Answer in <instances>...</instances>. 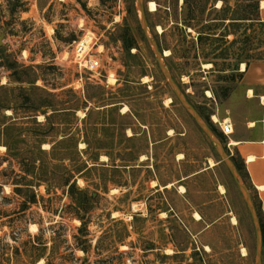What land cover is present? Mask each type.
<instances>
[{
    "label": "rangeland",
    "instance_id": "374dc122",
    "mask_svg": "<svg viewBox=\"0 0 264 264\" xmlns=\"http://www.w3.org/2000/svg\"><path fill=\"white\" fill-rule=\"evenodd\" d=\"M186 1L194 0H141L148 35L161 45L163 64L182 97L219 135L214 115L234 123L245 117L244 106L234 113L226 107L231 94L241 92V83L219 70L258 57L264 61V36L256 22L230 24L254 0H208L195 7V29L182 24ZM134 5L136 14L129 13V0H0V264H47L30 258L37 257L40 245L48 247V254L59 247L49 264H256V230L244 196L217 147L164 77L146 40L138 0ZM207 25L217 30L216 37L237 39L230 52L240 55L238 60L216 58L229 43L191 50L190 43ZM125 26L136 48L127 50L121 40ZM183 37L188 44L179 48ZM84 38L90 41L89 57L103 62V77L80 70L75 62L77 43ZM220 74L226 80L219 81ZM79 100L88 107L75 111L77 124H67L73 119L69 107ZM41 102L57 106L55 121L65 123L50 131L43 150L67 140L66 131L72 129L81 134L80 151L99 154L98 171L87 175L88 182L77 181L93 195L100 186L88 227V256L75 247L81 222L72 216L62 190L48 194L45 186L35 187L38 204L25 211L27 196L15 192L23 173L19 162L9 158L4 133L18 130L26 137L29 131L45 130L34 119L45 125L42 112L50 116L55 107L36 113L33 107ZM219 141L232 161L238 157L228 148V138ZM242 181L256 206L250 183ZM109 214L120 223H110ZM127 228L124 244L104 237L96 250L106 231L125 237ZM262 254L264 264L263 244Z\"/></svg>",
    "mask_w": 264,
    "mask_h": 264
},
{
    "label": "trees",
    "instance_id": "16d2710c",
    "mask_svg": "<svg viewBox=\"0 0 264 264\" xmlns=\"http://www.w3.org/2000/svg\"><path fill=\"white\" fill-rule=\"evenodd\" d=\"M255 3L248 7L245 12L243 10V14L240 17L234 16L233 19H230L231 26H234V24H237V22H251V24L255 23L259 25L260 29L262 30L263 36H264V23L260 22L259 19V0H254ZM130 2V8L129 13L130 14H136V9L134 5V0H129ZM102 4L106 3V0H101ZM208 0H194L193 2L186 1V5L188 7V16L186 19L182 21V24L186 28L195 29L196 27L193 25L197 18H198V11L195 9L197 6H202L204 4H207ZM196 5V6H195ZM226 8H223L221 10V13H224ZM201 12H204L202 10ZM228 18L221 19L223 21H227ZM175 29L179 30V27L177 26ZM206 32H199V36L197 37L196 41L193 40L191 45V50L196 51V48L198 45L202 47L207 46H213L216 44H222L227 48V44L229 49L223 50L218 57L223 60H227L230 57L239 59L240 55H237L235 53L230 52L231 47H233L237 43V39L232 42L227 41V34H223L222 36L216 37L217 30L213 27V25H207L204 27ZM235 35V33H233ZM121 40L126 45L127 50L136 48V42L133 38L132 32L129 29V27L125 26L123 29V33L120 35ZM185 44H188L187 38L183 37L182 40L179 41L178 46L179 48H183ZM264 44V43H263ZM160 48L161 45L159 44ZM220 47V46H219ZM162 49V48H161ZM221 49V47H220ZM170 50V49H166ZM219 50V49H216ZM210 53L205 55V59L208 58ZM197 59V54L195 53L194 57ZM256 60L261 61L262 59L260 57L256 58ZM240 63H247L239 61L233 69H227L222 68V70H219L220 73L229 72L231 74V81L233 83L241 78V74L237 73L238 67ZM198 65V63H197ZM213 65L216 67L217 64L213 63ZM11 70L14 69L13 65H10L9 67ZM222 76L219 77V81L226 80L227 77L226 74H220ZM47 107L53 108L55 105H53L51 102L49 104L45 102H41L36 107H33L36 113L40 111V109ZM88 107L87 103H84V101L79 100L77 103H73L69 109L73 113V119L66 122L67 124L75 125L79 122V119L75 115V111H78L80 109H86ZM11 107H3V109L9 110ZM12 110V109H10ZM60 110L57 109V106L53 110V114L48 116L46 111L42 112V115H44L46 119V124L43 125L41 123L37 122V118H35L34 122L39 124L41 127H45V130H39V131H29L28 135L26 137H23L22 133L18 130H15L13 132H8L7 134L4 133V139L5 143L4 145L7 147L9 158L15 159L19 162L23 177L21 180L17 181L15 183L16 188L15 192L21 195L22 197L27 196L28 198L25 203L24 211L28 209L29 204L30 205H36L38 204L37 195L34 191L35 187L45 186L46 191L48 194L56 193L58 190H62L63 195H66L67 198L70 200L71 204L69 205V208L71 209V214L73 217L77 218L81 222V227L79 228V234L74 236L75 240V247L76 249L84 252L86 256H88L92 250V240L89 239L90 232L88 230V227L91 223V214L96 209V204L98 203L100 199V186L96 185V193L93 195L90 193L89 189H81L77 181L78 179H83L86 182H88L87 175L91 174L92 171H98V164H99V154L94 151L93 153L83 152L78 149V143L80 141V132H72V129H69L66 131L68 139L65 141H61L58 144H55L52 146L50 151H46L42 149V145L46 143L47 136H49V133L51 130H56V128H59L61 124H65L64 122L57 120L55 121L56 114ZM83 123H86V120L82 121ZM16 126V124L14 125ZM213 132L217 133V129L213 127ZM1 136V133H0ZM219 139L222 142H227V137L220 133L218 135ZM30 138H32V142L35 144L33 147H29ZM86 143H88L86 141ZM90 143V141H89ZM88 143V144H89ZM67 147H62V146ZM90 154V155H89ZM84 155L90 156L88 160L84 159ZM237 158H232L234 161V164L244 180H248L250 183L249 174L247 172L246 166L244 164V161L241 159L239 154L237 153ZM66 161H69V166H64V163ZM91 162V163H90ZM59 163V164H58ZM90 164L92 165L91 167ZM251 185V183H250ZM106 190V189H105ZM30 197H28V195ZM256 201V209L258 211L259 217L264 219L263 212L261 208V202L259 197L256 195L254 198ZM108 220L112 224L120 223L116 221L115 219H112L111 215H108ZM262 226V244L264 248V220L261 221ZM126 235L125 237L118 236V235H111L108 233V231L105 232V235L98 240V246H96V250H99V245H101V242L104 237L111 241L112 243H115L116 245L118 243L124 244L125 238L130 236V232L128 228L126 229ZM110 235V237H108ZM40 237L37 239L39 240ZM38 252H40L37 257L35 258L38 261L45 260L47 261V264L50 263V260L57 255L59 251V247L52 248L51 252L48 254V247L46 245H40L39 247H35ZM148 250V249H147ZM87 262V259L84 260V263Z\"/></svg>",
    "mask_w": 264,
    "mask_h": 264
},
{
    "label": "crops",
    "instance_id": "0c3cea01",
    "mask_svg": "<svg viewBox=\"0 0 264 264\" xmlns=\"http://www.w3.org/2000/svg\"><path fill=\"white\" fill-rule=\"evenodd\" d=\"M259 8V19L264 23V0H259ZM237 73L242 76L234 83H241L243 88L239 94H231L226 100V107L234 113L236 107L244 106V120L235 124L231 118H221L219 114L214 115L213 120L214 124L231 120L234 134L227 137L231 141L228 148L235 150L244 161L252 190L260 199L264 217V61L241 63Z\"/></svg>",
    "mask_w": 264,
    "mask_h": 264
},
{
    "label": "water",
    "instance_id": "95a60500",
    "mask_svg": "<svg viewBox=\"0 0 264 264\" xmlns=\"http://www.w3.org/2000/svg\"><path fill=\"white\" fill-rule=\"evenodd\" d=\"M138 8L141 12L142 19H143V29L145 33L146 40L151 45L153 50L155 51L157 55V60L159 63V66L161 68V71L166 78L167 82L171 85V87L174 89L175 94L177 98L179 99L180 103L184 106V108L192 115L200 129L204 132V134L209 138V140L217 147L218 152L220 153V156L222 157L223 162L226 164L228 169L230 170L233 178L236 180L238 187L241 191V193L244 196L246 205L248 207L249 213L251 215L252 221L255 226L256 230V255H257V261L256 264H262L263 260V254H262V226H261V219L259 217L258 211L256 209L255 203L246 187V185L242 181V177L240 176L234 162L226 155L224 148L219 141V139L214 135L212 130L209 128V126L201 119L199 113L194 109V107L182 97V94L180 93L178 87L176 86V83L170 74L169 70L165 67L163 64V53L160 51V48L158 44L151 40V38L148 35V21L146 19V15L144 13V7L142 5L141 0H138ZM2 46V41H0V47Z\"/></svg>",
    "mask_w": 264,
    "mask_h": 264
},
{
    "label": "built area",
    "instance_id": "2783aa9c",
    "mask_svg": "<svg viewBox=\"0 0 264 264\" xmlns=\"http://www.w3.org/2000/svg\"><path fill=\"white\" fill-rule=\"evenodd\" d=\"M89 44L90 41H85V38L82 39L76 46V64L80 70H85L91 72L94 75H99L103 77V62L99 58L89 57ZM219 126L221 132L226 136L230 137L234 134V127L231 120L226 119L221 122L215 123ZM231 146V141L228 144V147Z\"/></svg>",
    "mask_w": 264,
    "mask_h": 264
},
{
    "label": "bare ground",
    "instance_id": "6f19581e",
    "mask_svg": "<svg viewBox=\"0 0 264 264\" xmlns=\"http://www.w3.org/2000/svg\"><path fill=\"white\" fill-rule=\"evenodd\" d=\"M218 8H220L221 7V2L218 4V6H217ZM168 55V52L166 51L165 52V56H167ZM243 69H244V64H243ZM209 94V96H211V94L210 93H208ZM41 119H42V117H40ZM184 189V188H183ZM222 191H224L223 189H222ZM197 217H198V219H200V216L199 215H197ZM209 249V248H208ZM243 255L245 256L246 255V251L245 250H243Z\"/></svg>",
    "mask_w": 264,
    "mask_h": 264
}]
</instances>
